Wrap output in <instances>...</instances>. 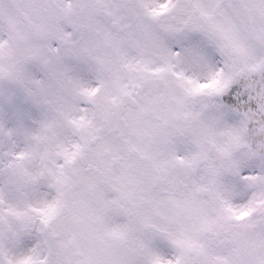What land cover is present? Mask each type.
Wrapping results in <instances>:
<instances>
[{
    "label": "snow or ice",
    "instance_id": "obj_1",
    "mask_svg": "<svg viewBox=\"0 0 264 264\" xmlns=\"http://www.w3.org/2000/svg\"><path fill=\"white\" fill-rule=\"evenodd\" d=\"M0 264H264V0H0Z\"/></svg>",
    "mask_w": 264,
    "mask_h": 264
}]
</instances>
